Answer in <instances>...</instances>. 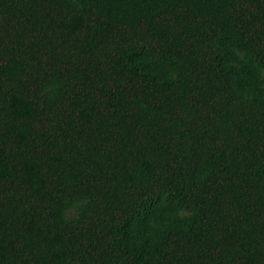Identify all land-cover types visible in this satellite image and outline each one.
<instances>
[{
	"label": "trees",
	"instance_id": "trees-1",
	"mask_svg": "<svg viewBox=\"0 0 264 264\" xmlns=\"http://www.w3.org/2000/svg\"><path fill=\"white\" fill-rule=\"evenodd\" d=\"M0 264H264V0H0Z\"/></svg>",
	"mask_w": 264,
	"mask_h": 264
}]
</instances>
